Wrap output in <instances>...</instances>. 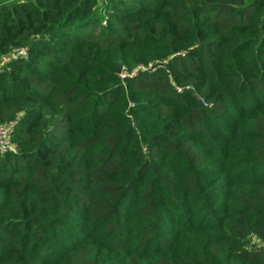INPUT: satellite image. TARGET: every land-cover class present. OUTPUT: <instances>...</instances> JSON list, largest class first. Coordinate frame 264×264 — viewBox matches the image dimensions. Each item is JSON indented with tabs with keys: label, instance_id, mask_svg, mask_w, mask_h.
<instances>
[{
	"label": "trees",
	"instance_id": "1",
	"mask_svg": "<svg viewBox=\"0 0 264 264\" xmlns=\"http://www.w3.org/2000/svg\"><path fill=\"white\" fill-rule=\"evenodd\" d=\"M0 264H264V0H3Z\"/></svg>",
	"mask_w": 264,
	"mask_h": 264
},
{
	"label": "built area",
	"instance_id": "2",
	"mask_svg": "<svg viewBox=\"0 0 264 264\" xmlns=\"http://www.w3.org/2000/svg\"><path fill=\"white\" fill-rule=\"evenodd\" d=\"M27 48H19L16 50L15 54L8 59L3 60L0 64L3 65L9 62L11 59H16L18 56L28 55ZM17 124L16 120L10 121L8 123L2 124L0 126V154H5L10 150H16V145L11 140L12 131Z\"/></svg>",
	"mask_w": 264,
	"mask_h": 264
},
{
	"label": "crops",
	"instance_id": "3",
	"mask_svg": "<svg viewBox=\"0 0 264 264\" xmlns=\"http://www.w3.org/2000/svg\"><path fill=\"white\" fill-rule=\"evenodd\" d=\"M3 0H0V3L2 2Z\"/></svg>",
	"mask_w": 264,
	"mask_h": 264
}]
</instances>
